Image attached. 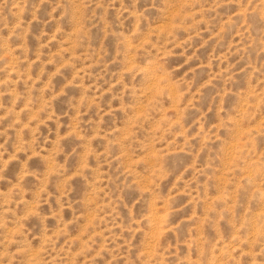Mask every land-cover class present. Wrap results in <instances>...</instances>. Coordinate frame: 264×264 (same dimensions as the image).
I'll list each match as a JSON object with an SVG mask.
<instances>
[{
  "label": "rangeland",
  "instance_id": "374dc122",
  "mask_svg": "<svg viewBox=\"0 0 264 264\" xmlns=\"http://www.w3.org/2000/svg\"><path fill=\"white\" fill-rule=\"evenodd\" d=\"M0 264H264V0H0Z\"/></svg>",
  "mask_w": 264,
  "mask_h": 264
}]
</instances>
